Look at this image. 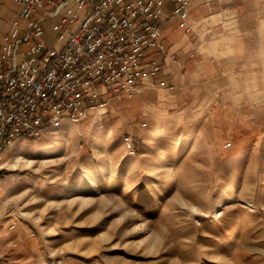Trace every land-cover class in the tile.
I'll return each instance as SVG.
<instances>
[{
	"label": "rangeland",
	"instance_id": "obj_1",
	"mask_svg": "<svg viewBox=\"0 0 264 264\" xmlns=\"http://www.w3.org/2000/svg\"><path fill=\"white\" fill-rule=\"evenodd\" d=\"M204 7L210 34L241 37L216 78L163 101L115 99L9 146L0 264H264V0Z\"/></svg>",
	"mask_w": 264,
	"mask_h": 264
},
{
	"label": "built area",
	"instance_id": "obj_2",
	"mask_svg": "<svg viewBox=\"0 0 264 264\" xmlns=\"http://www.w3.org/2000/svg\"><path fill=\"white\" fill-rule=\"evenodd\" d=\"M194 1L12 0L17 12L0 34V167L16 139L41 137L52 124L137 93L163 70L152 52L166 50L165 20L190 29ZM123 141L135 153V137Z\"/></svg>",
	"mask_w": 264,
	"mask_h": 264
},
{
	"label": "crops",
	"instance_id": "obj_3",
	"mask_svg": "<svg viewBox=\"0 0 264 264\" xmlns=\"http://www.w3.org/2000/svg\"><path fill=\"white\" fill-rule=\"evenodd\" d=\"M201 4V1L195 0L190 7V29L182 25L178 18L165 20L163 30L166 50L164 53L152 52L154 56L161 58L163 70L145 77L133 96L156 92V97L163 101L168 95L165 89L191 90L196 81L216 78L227 65V53H231L234 62L236 61L240 53L238 48L241 37L235 35L227 39L225 36L217 37L216 32L210 34L211 28L207 29L208 17L204 16L205 5ZM15 13L16 10L14 15ZM199 15L202 18L199 19Z\"/></svg>",
	"mask_w": 264,
	"mask_h": 264
},
{
	"label": "bare ground",
	"instance_id": "obj_4",
	"mask_svg": "<svg viewBox=\"0 0 264 264\" xmlns=\"http://www.w3.org/2000/svg\"><path fill=\"white\" fill-rule=\"evenodd\" d=\"M100 109H101V111H105L104 109H105V107H99ZM9 147H7L4 151H3V153H2V157H6V154H7V152L9 151ZM1 160H2V158H1Z\"/></svg>",
	"mask_w": 264,
	"mask_h": 264
},
{
	"label": "trees",
	"instance_id": "obj_5",
	"mask_svg": "<svg viewBox=\"0 0 264 264\" xmlns=\"http://www.w3.org/2000/svg\"><path fill=\"white\" fill-rule=\"evenodd\" d=\"M1 172V171H0Z\"/></svg>",
	"mask_w": 264,
	"mask_h": 264
}]
</instances>
